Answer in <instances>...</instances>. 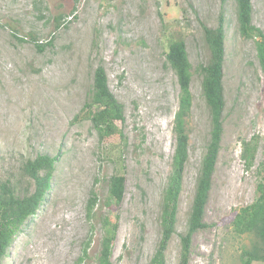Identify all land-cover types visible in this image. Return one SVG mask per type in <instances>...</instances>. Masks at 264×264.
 Here are the masks:
<instances>
[{"label":"rangeland","instance_id":"1","mask_svg":"<svg viewBox=\"0 0 264 264\" xmlns=\"http://www.w3.org/2000/svg\"><path fill=\"white\" fill-rule=\"evenodd\" d=\"M252 3L253 24L264 32V0ZM221 12L223 137L206 206L209 227L194 235L188 264H242L241 252L253 237L236 235L229 224L234 211L254 202L264 177V78L256 39L240 34L235 0H0V179L26 186L22 168L28 159L60 157L46 203L0 264H77L86 248L83 264H98L105 217L118 219L112 264H150L162 235L176 148L180 85L166 53L172 40L182 39L193 67V107L176 233L166 254V264H181V236L212 130L200 71L210 51L201 24L217 28ZM100 66L124 107L118 127L125 140L116 135L100 141L85 118ZM253 141L248 167L244 143ZM116 175L126 178L125 196L108 206ZM92 193L98 202L89 218Z\"/></svg>","mask_w":264,"mask_h":264},{"label":"trees","instance_id":"2","mask_svg":"<svg viewBox=\"0 0 264 264\" xmlns=\"http://www.w3.org/2000/svg\"><path fill=\"white\" fill-rule=\"evenodd\" d=\"M224 1V0H223ZM238 9L239 31L243 38L256 39L257 57L264 78V32L253 24V0H235ZM62 16L56 18L60 27ZM204 41L210 51L207 65H201L203 75L202 90L211 114V139L203 157L192 210L187 223V232L181 236V264H188L194 235L207 229L204 222L206 206L212 188V178L221 149L223 137L224 98V63H225V15L221 12L217 28H210L201 24ZM52 44V43H50ZM48 46V44H47ZM40 51L45 45L37 44ZM167 63L174 71L180 85L179 106L174 118V134L176 148L172 161V172L163 196L161 228L162 235L158 247L150 264H166V254L171 239L176 233L178 208L183 190L184 169L189 157V129L188 119L193 107L191 83L193 67L189 59L186 43L182 39H174L168 46ZM85 118L91 120L97 130L99 140L104 141L119 135L125 137L118 124L125 122L124 107L112 93L108 75L103 66L96 69L93 86L83 108ZM80 117L75 118V122ZM256 141L244 143L243 157L248 167L254 160ZM60 157L38 155L35 159H28L22 168V177L27 183L14 182L11 179H0V261L13 246L17 236L32 219L41 206L46 203L52 190L56 172V165ZM26 179V181H25ZM33 187V188H32ZM34 189V190H32ZM126 178L116 175L110 178L107 205L120 204L125 196ZM98 199L94 193L88 203V217L95 216ZM229 226L238 236L253 237V244L244 246L240 259L242 264L264 263V177L258 183L256 199L247 207L234 211ZM105 237L102 240V251L98 264H112V256L118 219L105 217L102 219ZM88 258L87 248L77 264H83Z\"/></svg>","mask_w":264,"mask_h":264}]
</instances>
